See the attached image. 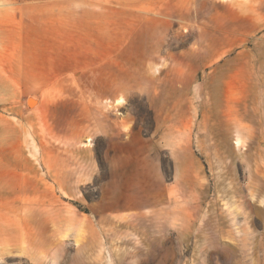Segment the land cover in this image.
<instances>
[{
  "label": "rangeland",
  "instance_id": "374dc122",
  "mask_svg": "<svg viewBox=\"0 0 264 264\" xmlns=\"http://www.w3.org/2000/svg\"><path fill=\"white\" fill-rule=\"evenodd\" d=\"M257 1L0 0V264H264Z\"/></svg>",
  "mask_w": 264,
  "mask_h": 264
},
{
  "label": "crops",
  "instance_id": "0c3cea01",
  "mask_svg": "<svg viewBox=\"0 0 264 264\" xmlns=\"http://www.w3.org/2000/svg\"><path fill=\"white\" fill-rule=\"evenodd\" d=\"M252 9V10H251ZM261 29H264V0H258L257 3L254 6H250V52L254 54L255 60L259 61L260 52L264 54V34L254 36L256 33H258ZM262 44V46H260ZM261 75L264 73H259L257 70L254 72L251 71L250 68V75ZM264 88V87H263ZM251 89V87H250ZM262 109L264 114V89L262 90ZM105 134V131H103V135ZM107 134V133H106ZM134 147L131 148L133 152ZM12 156V155H11ZM12 161L14 157L12 156ZM1 163L4 162L3 159H0ZM124 177L122 175H115L114 177H111L108 183L105 185V189L103 190V198L104 202H108L110 204H121L123 202L122 199H114L110 200L112 198V195L110 194V190L114 188L120 187V184L122 183ZM126 180H129L131 183H134L135 175L132 174L125 178ZM109 198V199H107ZM108 200V201H107ZM31 203L32 200H29ZM27 203V202H26ZM5 205H9L8 202H6ZM28 207L26 210L24 209V213L22 216L23 220L28 221L30 223L31 220V205L26 204ZM28 212V213H27ZM28 214V215H27ZM25 215V216H24ZM30 215V216H29ZM5 217V216H3ZM21 219V218H20ZM0 222V225H5L8 229L9 223ZM30 225V224H29Z\"/></svg>",
  "mask_w": 264,
  "mask_h": 264
},
{
  "label": "bare ground",
  "instance_id": "6f19581e",
  "mask_svg": "<svg viewBox=\"0 0 264 264\" xmlns=\"http://www.w3.org/2000/svg\"><path fill=\"white\" fill-rule=\"evenodd\" d=\"M235 143L236 144H238L239 143V139H237L236 141H235ZM35 204V203H34ZM28 207V206H27ZM30 210H31V213L33 212V213H35L36 211H35V207L34 206H30ZM176 214H178V213H176ZM180 214V213H179ZM175 217V219H176V221L175 222H179L178 224L180 225V227H181V229H182V232H181V238L183 239V240H185L186 239V237H188L189 236V233L188 232H190V225H189V220H188V217H187V215L185 214V212H184V214L181 212V215H178L177 217H176V215L174 216ZM20 220V224H19V227L21 228V230L23 231V233H25V231H24V229H26V226H27V228L29 227V223H28V221H26V220H23L22 219V215H21V219H19ZM0 222H5V223H9V219H8V217H1L0 218ZM4 223V224H5ZM175 225H177V224H175ZM0 227L1 228H5V229H7V227L5 226V225H0ZM29 230V229H28ZM27 234V233H26ZM85 239H86V237H85ZM183 240H181L182 242H183ZM36 241V240H35ZM86 242H87V240H86ZM94 241H92V240H88V245L89 244H92ZM44 243V242H43ZM94 243H96V242H94Z\"/></svg>",
  "mask_w": 264,
  "mask_h": 264
}]
</instances>
